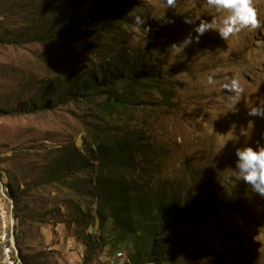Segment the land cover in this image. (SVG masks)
Segmentation results:
<instances>
[{
    "label": "rangeland",
    "instance_id": "obj_1",
    "mask_svg": "<svg viewBox=\"0 0 264 264\" xmlns=\"http://www.w3.org/2000/svg\"><path fill=\"white\" fill-rule=\"evenodd\" d=\"M252 4L261 26L227 41L215 30L227 12L209 9L206 0H176L174 8L163 0H138L136 12L146 23L130 28L135 46L164 45L154 57L167 61L163 73L169 72V81L175 84V99L163 108L154 95L148 103L152 105L132 114L138 120L133 126L151 131L157 148L167 150L161 164L164 177L177 162L185 161L176 170H184L187 163L198 185L197 195L204 201L212 196L227 203L221 212L203 215L183 233L186 264H264V198L231 175L236 148L264 146L260 139L264 118L247 115L248 108L264 105V0ZM43 10L42 0H0V110H16L12 115L0 113V264H112L119 254L123 257L114 264H124L126 251L110 256L103 248L84 261V231L72 221L79 198L71 188L42 180L61 149L85 135L93 109L69 101L44 112L28 111L45 80L63 72H91L95 51L112 35L87 36L69 46L53 44L36 34ZM185 17L195 23H184ZM201 20L215 21L213 30L200 36L198 43L170 49L189 33L195 36L193 29ZM160 25L158 35L154 31ZM144 27L149 30L143 31ZM209 77L212 85L207 83ZM233 78L245 90L239 98L223 90ZM233 99L238 100L235 107ZM176 173L173 180L180 182ZM7 182L22 194L15 213L6 194ZM16 215L23 217L21 221ZM60 219L62 224L57 223Z\"/></svg>",
    "mask_w": 264,
    "mask_h": 264
},
{
    "label": "trees",
    "instance_id": "obj_2",
    "mask_svg": "<svg viewBox=\"0 0 264 264\" xmlns=\"http://www.w3.org/2000/svg\"><path fill=\"white\" fill-rule=\"evenodd\" d=\"M42 3L44 12L37 18L41 32L36 33L42 39L69 46L87 36L112 35V40L95 51L91 72H63L45 80L28 104L31 112H44L69 101H81L93 109L85 135L62 148L42 178L47 185L71 188L79 198L72 221L84 231V261L103 248L110 256L126 251L124 264H186L183 233L203 215L221 212L227 203L216 202L212 196L202 200L187 163L184 170H176L185 161L177 162L167 173L169 177H164L161 164L167 150L157 148L151 131L133 126L138 120L132 114L152 105L148 103L154 95L163 108L175 99V84L169 81V72L163 73L167 61L154 57L164 45L152 49L130 41L134 24L127 13L138 10V0ZM155 30L162 34L161 25ZM15 112L0 110L7 115ZM176 172L180 182L173 180ZM6 188L15 213L22 194L12 183L7 182ZM121 257L116 255L111 263L120 262Z\"/></svg>",
    "mask_w": 264,
    "mask_h": 264
},
{
    "label": "clouds",
    "instance_id": "obj_3",
    "mask_svg": "<svg viewBox=\"0 0 264 264\" xmlns=\"http://www.w3.org/2000/svg\"><path fill=\"white\" fill-rule=\"evenodd\" d=\"M163 2L168 8H174L176 4V0H163ZM206 4L209 9H213L217 12H227L220 26L215 29L219 37L224 41H227L231 36L243 30L251 31L261 26V21L257 17V12L252 4V0H206ZM127 16L131 19V22L139 28L146 23L143 14L137 13L135 8L130 10ZM166 22L174 23L172 20H167ZM184 23L194 24L195 19L192 17H185ZM214 24L215 21L213 20H211V22L201 20L193 29L196 33L195 36L189 33L179 45L173 43L170 49L185 48L194 41L198 43L199 37L206 31L213 30ZM148 30L147 27L143 28L145 32ZM207 83L212 85L213 78L209 77ZM223 90H226L225 94L227 96L234 98H239L245 91L240 82L234 78L223 84ZM237 103V99L232 100L233 107H235ZM247 115L264 118V105L260 104L248 108ZM260 139L264 140V132H261ZM235 156V167L231 169L232 178L238 181L242 180L251 188L253 193L264 198V146H260L258 143L256 149H253L251 146L236 148Z\"/></svg>",
    "mask_w": 264,
    "mask_h": 264
},
{
    "label": "bare ground",
    "instance_id": "obj_4",
    "mask_svg": "<svg viewBox=\"0 0 264 264\" xmlns=\"http://www.w3.org/2000/svg\"><path fill=\"white\" fill-rule=\"evenodd\" d=\"M10 264H14V262L13 261H10Z\"/></svg>",
    "mask_w": 264,
    "mask_h": 264
}]
</instances>
